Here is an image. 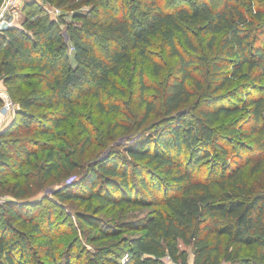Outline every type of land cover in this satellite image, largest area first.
<instances>
[{
  "label": "trees",
  "instance_id": "16d2710c",
  "mask_svg": "<svg viewBox=\"0 0 264 264\" xmlns=\"http://www.w3.org/2000/svg\"><path fill=\"white\" fill-rule=\"evenodd\" d=\"M46 4L70 9V19L52 16ZM22 15L24 29L5 27L0 33V75L13 98L23 83L37 82L18 98L9 127L20 125L28 134L0 139L16 151L15 156L0 151V181L10 173L9 158L22 167L39 150L48 152L46 176L60 168L56 140L65 137L60 126L77 115L84 96H95L104 111L120 110L102 95L118 87L116 76L134 60V49L141 59L144 123L159 101L148 89L160 88L148 82L143 60L152 62L155 76L166 70L150 55L154 37L164 32L175 60L163 89L167 115L155 134L129 145L130 158L110 152L57 194L96 200L98 210L154 207L113 231L100 228L99 238L139 233L122 237L127 258L99 253L96 264H168L166 257L189 264L181 241L192 247L194 264H264V192L251 183L264 161V0H25ZM100 39L111 43L110 57L99 50ZM199 93L197 116L188 118V110L178 114ZM243 111L244 123L223 128L253 144L237 142L231 151L217 123ZM13 195L0 202V264L32 263V248L17 224L30 225L42 237L37 247L56 259L52 221L45 224L17 200L25 195L23 186H14Z\"/></svg>",
  "mask_w": 264,
  "mask_h": 264
},
{
  "label": "rangeland",
  "instance_id": "374dc122",
  "mask_svg": "<svg viewBox=\"0 0 264 264\" xmlns=\"http://www.w3.org/2000/svg\"><path fill=\"white\" fill-rule=\"evenodd\" d=\"M217 1L222 0H215V2ZM17 3L22 9L25 0H18ZM50 5L51 10L57 8L53 4ZM60 10L56 16L53 13L50 14L54 17L64 14L65 18L70 19V9L60 8ZM12 17L15 15L8 13V18L11 19ZM20 18L22 21L24 15ZM98 47L102 54L110 57L111 43L108 40L100 39ZM133 54L134 60L128 63L123 75L116 76L118 87H108L107 93L102 95L107 105L110 101H114L120 106V110L104 111L98 105L95 96L87 95L82 98L81 103L77 106V115L71 116L60 126V132L65 137L56 140L58 146L56 156L60 162L58 170L53 171L48 176L45 175L43 165L46 161L47 151L39 150L38 155L33 156L30 163L23 159L25 163L22 167L13 164L12 158H7L6 163L10 173L0 181V202L14 199V186H23L25 195L17 200H22V203L25 204L24 208L31 210L33 216L40 215L45 224L48 219L52 221L50 231L53 237L56 259L48 257L37 247V242L42 237L30 229V225L21 226V224H17L26 235V239L32 248L31 264H96L99 253H103L108 258L109 256L116 257V254L121 252L124 254V259L126 253H123L122 237L125 235L132 236L139 232L127 231L119 236L110 235L99 238V229L113 231L119 222L135 220L151 213L154 209L150 206L134 205L127 207L122 204L115 208L108 206L98 210L96 200H92L90 203L88 200L84 201L78 198H62L57 194L59 190L72 187L73 181L85 174L87 175L89 169L110 152L130 158L127 153L128 146L139 145L153 136L158 127V122H161L167 115L163 89L169 79L168 75L172 71L171 67L175 57H170V47L166 41L165 33L161 32L160 35L154 37V43L150 47V55L155 60L163 62L166 70L160 76H155L152 62L143 60L148 82L158 85L160 88L159 91L154 88L148 89V95L153 98L157 94L159 101L157 110L152 112L144 123L141 122L146 105L140 101L138 81L141 59L136 49L133 50ZM26 70L30 69L27 68ZM246 75L245 73L242 78ZM240 80L243 79H237L235 82L238 83ZM248 80L251 81L250 77ZM36 82L37 80L33 78L29 82L23 83L22 89L16 93L14 98L10 94L13 110L5 119H0V132H2L0 139L3 136L16 138V136L28 134L20 125H15L11 130L9 127L16 120L17 110L20 108L18 98L22 92L29 90ZM6 90L8 91L7 88ZM199 96L200 93L182 104L178 110L186 109L188 110V118H195L202 100ZM2 99L0 101V115L5 105L4 97ZM247 116L246 111L237 112L217 123L220 126L219 131L225 136L224 140L231 151H234V144L237 142L250 145L253 143L247 137H242L223 127L233 125L234 122L244 123ZM19 141L16 140L17 145ZM10 144V141L1 140L0 151L15 156L16 151ZM251 183L255 191L264 192V161L261 168L254 173ZM87 217L92 221V224L85 220ZM104 258L102 257L100 261H105Z\"/></svg>",
  "mask_w": 264,
  "mask_h": 264
},
{
  "label": "built area",
  "instance_id": "2783aa9c",
  "mask_svg": "<svg viewBox=\"0 0 264 264\" xmlns=\"http://www.w3.org/2000/svg\"><path fill=\"white\" fill-rule=\"evenodd\" d=\"M18 0H3L0 6V33L4 32L5 27H13L17 29H24L23 19L21 21L20 16H22L21 6L17 3ZM20 1V0H19ZM50 4H46L48 12L53 13L55 16L60 13V7L55 8V10L50 9ZM8 13H13L15 17L11 19L8 18ZM0 95L5 99V105L2 108V114L4 119L12 112L13 110V101L10 97V94L6 90V87L3 84V80L0 75ZM1 128V124H0ZM129 256L128 253L125 254V258Z\"/></svg>",
  "mask_w": 264,
  "mask_h": 264
},
{
  "label": "crops",
  "instance_id": "0c3cea01",
  "mask_svg": "<svg viewBox=\"0 0 264 264\" xmlns=\"http://www.w3.org/2000/svg\"><path fill=\"white\" fill-rule=\"evenodd\" d=\"M0 119H4V115H0ZM180 247L181 248H188L189 252H190V257H189V264H194V252L192 247L185 245L182 241L180 242ZM166 261L168 262V264H179L177 262H174L171 258L166 257Z\"/></svg>",
  "mask_w": 264,
  "mask_h": 264
},
{
  "label": "water",
  "instance_id": "95a60500",
  "mask_svg": "<svg viewBox=\"0 0 264 264\" xmlns=\"http://www.w3.org/2000/svg\"><path fill=\"white\" fill-rule=\"evenodd\" d=\"M184 111H186V109L179 110L178 114H181V113H183Z\"/></svg>",
  "mask_w": 264,
  "mask_h": 264
}]
</instances>
